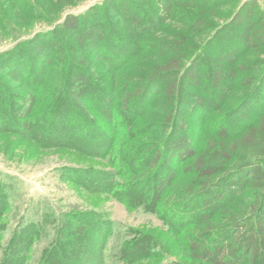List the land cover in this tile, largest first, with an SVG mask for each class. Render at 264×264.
I'll use <instances>...</instances> for the list:
<instances>
[{
	"label": "rangeland",
	"instance_id": "obj_1",
	"mask_svg": "<svg viewBox=\"0 0 264 264\" xmlns=\"http://www.w3.org/2000/svg\"><path fill=\"white\" fill-rule=\"evenodd\" d=\"M143 1L0 0V87L4 89L0 91L10 100L21 93L35 95L31 115L41 117L42 126L50 133L44 144L24 133L0 130V178L12 189V204L0 208V262L12 234L20 231L18 227L31 220L42 223L49 210L54 213L47 219L46 230L42 227L33 238L23 264H40L53 241L58 214L64 211H92L111 221L106 236L97 234L93 241L104 248L102 264H121L116 258L118 251L135 241L146 242L149 254L132 264H190L189 243L199 230L215 229L217 237L220 224L230 217H246L264 225V184L255 187L237 181L232 183L233 190L214 200L210 217L200 218L202 198L188 191L195 176L189 168L193 157L165 164L158 181L171 170L175 173L164 183L156 206L139 200L141 191L149 193L151 189L146 186L150 182L142 179L149 175L148 169L144 175L139 170L146 168L142 157L153 153L150 146L168 137L185 136L198 153L209 138L216 137L220 125L236 136L264 118V46L255 51L238 47L223 64L227 71L234 68L235 75L228 76L220 87L209 85L203 74L201 85L190 88L187 98L185 94L176 105L172 121L167 119L173 108L166 106L163 83L153 86L144 101L126 105L135 85L146 83L152 65L165 60L146 40L182 34L192 41L200 39L201 46L244 0H230L215 9L174 7L168 18L144 28L140 37L133 33L125 15H143L144 21L154 17L148 1L144 5ZM258 5L264 9V0H258ZM197 12L204 14L211 27L202 34H191L187 15ZM67 14H83L73 32L62 24ZM98 24L107 35L99 48L86 40L98 32ZM48 31L54 33L45 35ZM230 48L224 39L214 40L199 62L202 72L216 53ZM190 52L191 57L199 49L190 48ZM8 55H23L33 63L36 56L38 66L46 67L37 89L17 79V73L5 74L3 61ZM240 63L247 66L246 71L239 69ZM59 106L67 118L63 126L49 129L50 118L44 117L45 112ZM96 187L98 191H91Z\"/></svg>",
	"mask_w": 264,
	"mask_h": 264
},
{
	"label": "trees",
	"instance_id": "obj_2",
	"mask_svg": "<svg viewBox=\"0 0 264 264\" xmlns=\"http://www.w3.org/2000/svg\"><path fill=\"white\" fill-rule=\"evenodd\" d=\"M56 1L62 2L63 0ZM146 1H148L149 7H152L154 17H147L144 21L146 17L143 15L133 16V13L129 16L125 15L127 17L126 22L133 33L140 37L145 32L144 28H150L168 18L174 7L187 5L193 8L200 6L201 10L203 8L215 9L227 4L230 0H199V2L198 0H144L143 5L146 4ZM124 14H126L125 11ZM230 16V19L223 22L217 28L216 33L201 46H199L200 39L192 41L188 39V36L182 34H177L172 39L146 40L152 49L154 48L164 56L165 60L152 65L146 83L136 84L134 91L130 95L128 94L125 104L128 105L135 100L144 101L145 96L153 86L159 82L163 83L166 106L173 108L167 119L172 121L178 111L176 105L184 100L185 94L187 98V92L190 88L201 85L203 74L208 78L207 83L215 87H220L228 76L234 77V68L227 71L223 65L224 61L229 56L235 55L238 52V47H243L247 51H255L264 46V9L259 7L258 0H244ZM81 17L83 14H67L63 18L62 24L66 30L73 32L79 26ZM187 17V30L191 34H202L211 27V22L203 13L197 12L187 15ZM97 26L99 27L98 32L91 33L90 37H86V40L90 39L99 48L107 35L104 27H100V24ZM100 28L103 29L100 30ZM54 31H48L44 34H53ZM219 38L224 39L231 48L228 51L216 53L212 63H208L203 73L199 67V62L204 58L211 43ZM190 48H198L199 52L190 57ZM107 55L110 58V53ZM49 56L51 57L50 54L47 55L48 58ZM188 57L190 59L186 62ZM4 60L2 61L7 68L4 69L6 75L17 73L16 78L22 79L23 82L27 81L31 87L37 89L40 86L39 83L45 75L46 67L38 66L36 56L35 63H33V59L23 55H15V57L8 55V58L5 57ZM73 63L76 64L75 61ZM46 65L48 64L46 63ZM244 65L243 63L239 64V69L242 72L247 69V66ZM254 69L255 67L251 70ZM0 88L4 91L3 87ZM17 98L15 100L6 99L0 91V130L24 133L29 135L31 139L45 144L50 139L49 130L45 131L42 126L45 122L41 121V117L35 118L31 115L35 106V95L21 93ZM197 103L202 104V100L197 99ZM60 106L52 107L45 112L44 117L48 118L49 116L50 118L47 128L63 126L62 123L67 118L65 114L67 112ZM60 130L63 132L62 128ZM60 134L53 133L57 136ZM149 150H153V153L146 154L141 159L145 162L146 168L139 170L144 175L148 169L149 175H145L142 179L145 182H150L146 186H150L151 189L149 193L144 192L147 197L141 191L142 199L139 200L150 207L156 206L162 197L164 183L170 182L173 178L175 171L171 170L165 178L162 177L158 181L163 175L165 164L170 160L184 161L193 157L189 168L195 172V176L192 179V185L188 187V191L192 193V196L202 198L200 206L203 211L200 218L207 219L210 217L212 203L216 198L233 190L232 183L234 181L241 184L251 183L255 187L264 184V118L248 126L243 133L236 136L229 135L227 128L220 125L216 137L209 138L198 153L195 152L194 147L185 136L176 139L168 137L161 144H157L155 147L150 146ZM135 168L134 171L137 169ZM229 180L230 183L224 185ZM84 185L88 184L84 183ZM97 187L96 189L91 188V191H98ZM238 189L242 188L238 187ZM11 191V186L0 178L1 209L8 208L12 204ZM208 196H213L212 200H208ZM52 212L54 213L52 210H49L48 213L45 211L42 223L31 220L18 227L21 229L12 234L6 248L7 253L0 263L23 264L26 261L24 256L26 254L28 256L33 238H37L42 227L43 231L46 230L47 219L52 216ZM90 214L93 215L90 216ZM102 220L105 221L102 222ZM110 224L111 221L100 217L99 214L94 215L92 211H64L59 213L57 223H54L53 226L55 230L53 241L46 249L40 264H102L104 248L93 241L97 234L101 233L105 237L112 229ZM219 228L218 234L220 235L217 237H214L215 229L203 228L191 238L189 243L190 264H264L263 224L258 221L249 222L246 217H230L221 223ZM221 236L223 238L219 240L218 238ZM148 254L147 243L135 241L124 244L118 251L116 258L121 264H132L146 258Z\"/></svg>",
	"mask_w": 264,
	"mask_h": 264
}]
</instances>
